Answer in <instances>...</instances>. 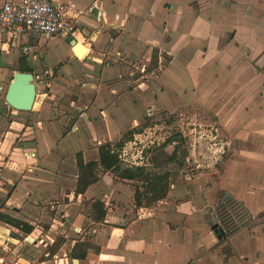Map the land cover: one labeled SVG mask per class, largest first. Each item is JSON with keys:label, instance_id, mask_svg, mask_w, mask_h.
Returning <instances> with one entry per match:
<instances>
[{"label": "crops", "instance_id": "crops-1", "mask_svg": "<svg viewBox=\"0 0 264 264\" xmlns=\"http://www.w3.org/2000/svg\"><path fill=\"white\" fill-rule=\"evenodd\" d=\"M52 1L75 4L84 50L75 47L76 57L70 43L76 63L41 71L51 80L33 111L7 107L20 127L10 126L6 135L18 137L0 147V212L32 228L0 219V235L11 247L44 252L32 263L18 261L264 264V0ZM59 36L66 35L45 38ZM16 40L0 34L3 86L26 53L40 52L25 34ZM194 99L212 101L196 118L211 119L213 145L221 144L214 164L204 168L187 157L172 181V173L155 171L175 161L170 144L161 143L169 154L163 164L123 157L150 112L186 111ZM24 114L34 119L27 123ZM28 138L33 143L18 142ZM103 145L117 155L118 170L101 166ZM136 168L143 174L120 175ZM228 196L241 213H231L234 230L218 238L208 222Z\"/></svg>", "mask_w": 264, "mask_h": 264}, {"label": "rangeland", "instance_id": "rangeland-1", "mask_svg": "<svg viewBox=\"0 0 264 264\" xmlns=\"http://www.w3.org/2000/svg\"><path fill=\"white\" fill-rule=\"evenodd\" d=\"M71 40L72 39L70 37L59 36L55 38L43 37L40 38L38 42L31 41V43L36 44L38 51H40L39 54L32 55L30 53H26L19 62L20 64L37 66L39 68V70H37V74L41 73L43 69H49L52 74L54 66L61 65L62 63H66L68 61H70L72 64L77 62L75 58L71 59L69 57L68 47L70 46ZM13 41L16 43L17 40L13 39ZM36 55H38V57ZM16 61L17 59H14L13 62ZM0 67H2L1 69L4 70L5 65H3V62H1V60ZM11 77L12 76L9 77V80L5 81L4 86L2 85V83H0V86L3 87L0 90V142L4 138H6L7 140H12L13 137L16 136L14 134H11L10 132L6 135V132L9 130L10 126L17 128L20 127L16 123H11L12 119H14L15 121H17V119L13 114H11L9 110H7V107L9 106H7L4 102V94L6 91L5 88L8 86ZM205 78H209L210 80V75ZM50 80L51 77L34 79L38 91L42 92L43 89H45V83L49 82ZM211 102L212 101L209 100L208 102H206V104H202L201 102H199V100L196 101L194 99V101L190 103V105H188V109H186V111L179 105L175 107L173 106L174 108L172 107V109H169L168 107H159L158 109L156 108V110H154L155 114L153 116H151V112L150 116L148 115L146 118H143L141 120V124L137 126V129L135 130L138 132L140 131V135H137L136 139L133 140L136 144H130L132 146L135 145L138 148L143 142H148V140L152 139V141H154L153 144H150L151 146L149 148H144L145 150L141 155L144 157L143 159H153L156 163L158 162L161 164L165 163L166 159H168L169 157V154H167L161 148V143L172 145V149H174L175 147L176 153L172 157L173 159L176 158L175 161H172L171 165L169 166L166 165V168L162 167L155 170L162 174L172 173V181H174L176 177V179L179 180L180 176L183 174L182 170L178 166H181L183 162L186 161L187 157L189 159V162L194 160L197 162L199 161L200 163H202V165L205 166L204 168L208 167L206 165L210 166L214 164L216 160V154L220 156H222L223 154H221V152L219 151L221 150V144L217 146L213 145V142L218 143L219 141L217 140V138H213V135L209 133L213 131L212 121L209 118L199 120H197L196 118L197 110L210 112V109L208 108H211ZM38 106V104H34L33 109ZM185 112L187 115H185ZM24 117H27L25 118L27 123L31 122L34 119V117L31 115ZM28 131L32 132V130ZM30 135H32V133H30ZM220 138L222 140L220 141L221 143L225 138ZM198 139H200V141ZM33 141V139L28 138L27 140H20L18 142L22 144L23 142L33 143ZM139 141L141 143H139ZM3 143V141L2 143H0V147L3 146ZM158 143H160V145H158ZM153 147L156 148L153 149ZM138 155L135 154L134 159H136ZM128 158L129 160H134L130 158V155L129 157H127V159ZM185 170H190V168H185ZM4 175H6V173ZM1 192L2 189L0 188V207L3 205V196ZM8 211L11 210L8 209ZM1 213L2 212H0V214ZM7 243V240L5 241L0 238V264H10L11 260H14V262L18 261L19 256L29 257L31 263L32 260L36 259L37 257H43L44 252H40L39 249L34 247L32 244H25L24 246L17 247L15 245L16 248H14L9 246V244ZM52 249L54 248L52 247L51 250ZM18 262L20 264H24L22 263L21 259Z\"/></svg>", "mask_w": 264, "mask_h": 264}, {"label": "built area", "instance_id": "built-area-1", "mask_svg": "<svg viewBox=\"0 0 264 264\" xmlns=\"http://www.w3.org/2000/svg\"><path fill=\"white\" fill-rule=\"evenodd\" d=\"M89 9H91L89 7ZM79 11L72 2H55L52 0H5L0 4V34L5 42L13 39H19L22 34L27 35L31 41H37L42 37H51L54 35H66L78 41L76 34L78 32L76 19ZM32 45L24 48L23 51L31 50ZM49 71L44 70L41 74H34L35 79L44 78ZM48 83H45V86ZM2 87L0 86V90ZM38 93V89L36 91ZM151 114V112H150ZM154 141L143 142L138 148L130 146L123 150V157L130 155L133 158L136 153L142 159L144 148H149ZM139 143H141L139 141ZM132 144H136L132 141ZM130 150H135L133 155ZM34 153L25 157H33ZM30 168V167H29ZM28 168V169H29ZM0 238L2 236L0 235ZM10 264H18L14 260Z\"/></svg>", "mask_w": 264, "mask_h": 264}, {"label": "trees", "instance_id": "trees-1", "mask_svg": "<svg viewBox=\"0 0 264 264\" xmlns=\"http://www.w3.org/2000/svg\"><path fill=\"white\" fill-rule=\"evenodd\" d=\"M20 70L21 71H32V69L26 66L24 67L22 66V64H21ZM99 162L104 169L113 168V169L118 170L120 168L118 164L117 155L115 153H112L109 150L108 145H103L99 148ZM141 174H143V172L140 168H136L133 171L130 169H123L120 171V175L125 178H134L135 176H139ZM240 209H241V205L236 200L232 199L230 196L219 201L216 207L215 214L218 216L224 228L227 229V232L233 231L235 228L234 225H231V219H230L231 213L239 215L241 213ZM0 218L6 223L12 226H15L16 228L23 230L27 233L30 232L32 228L31 225L21 220L15 219L7 214L1 213ZM76 244L74 245V248Z\"/></svg>", "mask_w": 264, "mask_h": 264}, {"label": "water", "instance_id": "water-1", "mask_svg": "<svg viewBox=\"0 0 264 264\" xmlns=\"http://www.w3.org/2000/svg\"><path fill=\"white\" fill-rule=\"evenodd\" d=\"M70 43L74 47L76 57H78L75 46L78 45L79 42L72 39ZM34 79V73L32 71H15L4 94L5 104L15 110H32L37 95V86ZM208 224L214 230L218 238H222L226 235L227 229L224 228L217 215L213 214Z\"/></svg>", "mask_w": 264, "mask_h": 264}, {"label": "bare ground", "instance_id": "bare-ground-1", "mask_svg": "<svg viewBox=\"0 0 264 264\" xmlns=\"http://www.w3.org/2000/svg\"><path fill=\"white\" fill-rule=\"evenodd\" d=\"M75 47H76V49H79L80 48V49L84 50L83 47L80 44L76 45ZM78 56H80V55H78Z\"/></svg>", "mask_w": 264, "mask_h": 264}]
</instances>
